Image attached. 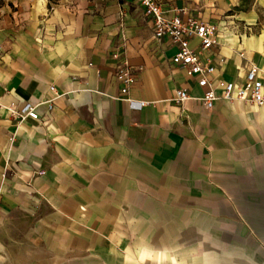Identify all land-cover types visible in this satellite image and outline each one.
I'll list each match as a JSON object with an SVG mask.
<instances>
[{"label": "crops", "instance_id": "crops-1", "mask_svg": "<svg viewBox=\"0 0 264 264\" xmlns=\"http://www.w3.org/2000/svg\"><path fill=\"white\" fill-rule=\"evenodd\" d=\"M157 1L217 25L212 50L190 42L215 78L264 83L257 10ZM152 35L135 0L0 1V264H264V105L204 108ZM27 102L40 121L10 115Z\"/></svg>", "mask_w": 264, "mask_h": 264}, {"label": "built area", "instance_id": "built-area-1", "mask_svg": "<svg viewBox=\"0 0 264 264\" xmlns=\"http://www.w3.org/2000/svg\"><path fill=\"white\" fill-rule=\"evenodd\" d=\"M1 1V0H0ZM144 16L151 21L155 42L168 40L175 48L171 58L174 66L182 69L188 77H196L197 85L205 89L199 100L206 109H212L217 100L225 102H238L250 104L254 107L264 105V83L259 75V69L254 64H249L243 82H226L215 78V67L204 63L196 51L190 46V42L196 39L202 51H210L217 44V25L211 22H204L197 17L187 14L186 10L177 7H166L157 0H135ZM121 51L117 49L112 57L116 62L115 79L121 84V100L132 110H140L146 104L130 100L127 95L129 89L135 83L136 72L126 60L120 57ZM220 64L224 60H219ZM55 94L53 87L49 88ZM55 97H58L55 95ZM192 98L184 89L174 91L172 102L180 107ZM37 104L25 103L19 109H9L10 115L19 122L25 119L40 121L36 113ZM51 109V105H49ZM44 174L43 172L40 173Z\"/></svg>", "mask_w": 264, "mask_h": 264}, {"label": "rangeland", "instance_id": "rangeland-1", "mask_svg": "<svg viewBox=\"0 0 264 264\" xmlns=\"http://www.w3.org/2000/svg\"><path fill=\"white\" fill-rule=\"evenodd\" d=\"M55 1H59V0H55ZM252 7L258 11V13L260 14V18L264 19V0H245L240 5V9L243 11L250 9Z\"/></svg>", "mask_w": 264, "mask_h": 264}, {"label": "trees", "instance_id": "trees-1", "mask_svg": "<svg viewBox=\"0 0 264 264\" xmlns=\"http://www.w3.org/2000/svg\"><path fill=\"white\" fill-rule=\"evenodd\" d=\"M245 1V0H242V2Z\"/></svg>", "mask_w": 264, "mask_h": 264}]
</instances>
